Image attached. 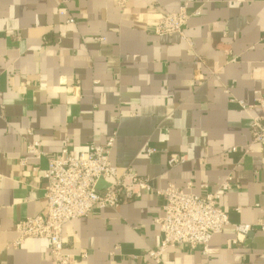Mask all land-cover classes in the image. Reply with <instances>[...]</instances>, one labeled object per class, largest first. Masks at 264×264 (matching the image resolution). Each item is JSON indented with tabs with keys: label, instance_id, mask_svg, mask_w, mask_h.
<instances>
[{
	"label": "crops",
	"instance_id": "crops-1",
	"mask_svg": "<svg viewBox=\"0 0 264 264\" xmlns=\"http://www.w3.org/2000/svg\"><path fill=\"white\" fill-rule=\"evenodd\" d=\"M184 2L182 35H154L161 17ZM61 7V0H0V264H55L45 239L9 246L16 221L45 207V182L30 167L47 164L27 157L31 138L48 156L66 148L77 157L114 136L118 175L132 170L157 187L191 184L198 195L231 176L237 188L221 193L218 207L231 225L264 224V153L250 133L260 109L237 104L264 98V0H130L123 8L71 0L73 25ZM171 154L184 162L169 168ZM162 205L145 192L72 220L62 230L64 251L85 253L79 264H155L143 256L160 245L153 219ZM231 225L212 237L207 256L174 247L163 262L264 264V233L253 230L235 246Z\"/></svg>",
	"mask_w": 264,
	"mask_h": 264
},
{
	"label": "built area",
	"instance_id": "built-area-1",
	"mask_svg": "<svg viewBox=\"0 0 264 264\" xmlns=\"http://www.w3.org/2000/svg\"><path fill=\"white\" fill-rule=\"evenodd\" d=\"M71 0H61L62 7L59 14L64 17L66 25H73L74 19L68 15L66 5ZM123 8L130 0H115ZM196 14H199L197 11ZM187 22V3L184 2L176 13H166L153 27L152 33L157 36L182 35ZM246 112H251L255 106L260 114L251 117L250 133L252 144H259L264 153V98H258L252 104L237 101ZM28 137L32 135L27 131ZM114 143V136H110L102 145L91 144L87 150L77 157L62 149L54 156H48L39 141L29 139L26 143L27 157L38 161L46 160V168L40 170L31 166L33 173H39L44 180L45 207L41 214L16 221L14 231L16 238L10 243L11 248L20 246L26 239H45L50 244V254L55 264H79L86 258L82 253L79 257L66 254L62 237L63 227L72 220L86 217L95 211L114 208L117 204L138 199L145 192H153L162 197V215L155 217L161 241L156 249H149L144 254L146 261L155 264H165L163 254L169 248L186 247L189 251L199 250L203 256L208 255L209 243L212 237L220 234L226 226L231 225L226 213L217 202L220 194L237 188L228 176L214 192L202 195L190 192L191 184L186 190L179 189L173 184L165 187L153 185L148 177H143L132 170L120 175L110 160V153ZM232 148L230 152H236ZM246 153H250L248 148ZM156 153L155 149H147L145 154ZM27 157L19 161L23 166L27 164ZM184 157L171 154L167 165L173 168L184 162ZM112 179L109 183L107 180ZM102 180L106 184L100 190L97 183ZM235 211L239 212V208ZM234 239L232 245L241 244L253 230L264 233V224L258 221L250 224H233Z\"/></svg>",
	"mask_w": 264,
	"mask_h": 264
},
{
	"label": "water",
	"instance_id": "water-1",
	"mask_svg": "<svg viewBox=\"0 0 264 264\" xmlns=\"http://www.w3.org/2000/svg\"><path fill=\"white\" fill-rule=\"evenodd\" d=\"M107 182L112 183L113 180L110 179V180H107ZM105 184H106L105 181L100 180V181L97 183L96 188H97L98 190H100V189L102 188V186L105 185Z\"/></svg>",
	"mask_w": 264,
	"mask_h": 264
}]
</instances>
